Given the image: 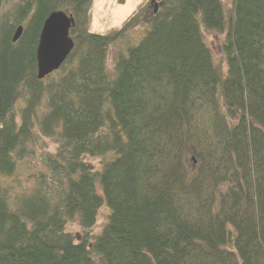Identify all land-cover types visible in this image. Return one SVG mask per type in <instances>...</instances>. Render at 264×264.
<instances>
[{"label": "trees", "instance_id": "16d2710c", "mask_svg": "<svg viewBox=\"0 0 264 264\" xmlns=\"http://www.w3.org/2000/svg\"><path fill=\"white\" fill-rule=\"evenodd\" d=\"M92 1L25 0L11 22L0 12V264H264V0H232L229 15L221 0H142L105 33L89 30ZM54 9L72 13L74 47L45 83L36 46ZM199 12L225 32V73ZM139 25L109 76L108 48ZM35 126L57 142L44 162L61 191L37 187L13 209L1 175ZM75 217L77 240L65 230Z\"/></svg>", "mask_w": 264, "mask_h": 264}, {"label": "rangeland", "instance_id": "374dc122", "mask_svg": "<svg viewBox=\"0 0 264 264\" xmlns=\"http://www.w3.org/2000/svg\"><path fill=\"white\" fill-rule=\"evenodd\" d=\"M25 0H1V16L8 15L9 21L17 14V9ZM142 0H93L90 8L89 30L98 33H105L109 30L119 27L122 21L136 8ZM226 15L232 11V0H221ZM197 21L203 34V39L209 47L214 63L225 73L226 58L223 51L225 42V32L212 29H205L201 20L200 12L196 14ZM146 25H139L131 30L125 37L112 44L107 50L105 67L109 76L114 74L116 57L119 53L126 52L129 46L135 45L148 29ZM146 28V29H145ZM51 76V75H50ZM44 82H48L49 77ZM27 95L25 90H19L12 102V112L17 123L20 122V115L26 104ZM46 98H43L36 107L37 114L41 116L46 111ZM31 139L25 146L18 147L13 152L16 166L10 175H1V182L8 194V200L13 209L15 203L23 195H28L37 187H45L51 190L53 200L58 199L61 191V179L49 177V170L44 160L48 154L54 153L57 142L54 138L44 136L38 126L32 128ZM19 151V152H18ZM94 169L100 168L103 158L100 156H85L84 158ZM41 173L46 174L43 180ZM109 208L102 204L97 211L96 221L92 227L91 233L97 234L101 231L107 221ZM65 230L71 232L76 240L81 238L82 232L75 217L69 220ZM98 260V257H96Z\"/></svg>", "mask_w": 264, "mask_h": 264}, {"label": "water", "instance_id": "95a60500", "mask_svg": "<svg viewBox=\"0 0 264 264\" xmlns=\"http://www.w3.org/2000/svg\"><path fill=\"white\" fill-rule=\"evenodd\" d=\"M73 23L71 16L62 10L51 11L45 18L36 49L37 76L43 78L58 69L73 48L74 42L69 35V28ZM22 25H18L13 32L12 41L21 35Z\"/></svg>", "mask_w": 264, "mask_h": 264}, {"label": "bare ground", "instance_id": "6f19581e", "mask_svg": "<svg viewBox=\"0 0 264 264\" xmlns=\"http://www.w3.org/2000/svg\"><path fill=\"white\" fill-rule=\"evenodd\" d=\"M93 2V1H92ZM57 10H62L63 12H65V14L67 15V16H71L72 17V19H73V23H74V18H73V15H72V13H70V12H68V11H64L63 9H57ZM56 9H54V10H52V11H57ZM41 28H42V26H41ZM40 32H41V29H40ZM39 36H40V33H39ZM11 40H12V38H11ZM38 42H39V37H38ZM38 42H37V45H38ZM73 47H74V45H73ZM36 49H37V46H36ZM73 49V48H72ZM72 49H71V51H72ZM70 51V52H71ZM70 54V53H69ZM68 54V55H69ZM68 57V56H67ZM66 57V58H67ZM66 60V59H65ZM65 62V61H64ZM36 72H37V62H36ZM108 207V206H107ZM109 208V207H108ZM107 221H108V218H107ZM106 221V222H107Z\"/></svg>", "mask_w": 264, "mask_h": 264}, {"label": "flooded vegetation", "instance_id": "af4514ba", "mask_svg": "<svg viewBox=\"0 0 264 264\" xmlns=\"http://www.w3.org/2000/svg\"><path fill=\"white\" fill-rule=\"evenodd\" d=\"M156 6V5H155ZM156 10V8L154 7V11Z\"/></svg>", "mask_w": 264, "mask_h": 264}]
</instances>
